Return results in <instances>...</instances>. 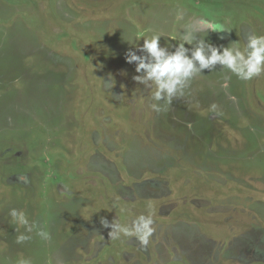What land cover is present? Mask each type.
I'll return each instance as SVG.
<instances>
[{
  "label": "rangeland",
  "instance_id": "rangeland-1",
  "mask_svg": "<svg viewBox=\"0 0 264 264\" xmlns=\"http://www.w3.org/2000/svg\"><path fill=\"white\" fill-rule=\"evenodd\" d=\"M253 32L264 0H0V264H264V74L205 69L157 113L126 61ZM149 211L146 247L100 223Z\"/></svg>",
  "mask_w": 264,
  "mask_h": 264
},
{
  "label": "clouds",
  "instance_id": "clouds-1",
  "mask_svg": "<svg viewBox=\"0 0 264 264\" xmlns=\"http://www.w3.org/2000/svg\"><path fill=\"white\" fill-rule=\"evenodd\" d=\"M185 13L178 10L177 20H183ZM200 24L206 29L215 31H225L221 24L209 23L207 20H200ZM230 31V30H228ZM161 35L153 34L143 39V44L134 45L126 53V61L136 64L134 80L150 90L151 99L154 101L150 105L154 112H161V101L171 104L172 99L177 95H183L184 89L189 82L199 74H203L205 69L214 71L217 65L223 69H228L238 79L250 81L253 78L264 74V35H249L246 43L241 47L239 42H232L229 46H216L206 43L204 39L193 43V40L185 38L183 42L174 46V50L168 45H161ZM193 45L186 47L185 45ZM231 77H225L221 87L228 89V81ZM233 101L235 96L230 97ZM217 105L213 104L215 111ZM190 127V125H189ZM151 208V206H149ZM13 222L18 226H24L28 232L32 231L35 224L29 223L28 217L22 210L12 209L10 211ZM100 223L106 229L110 228L109 237L111 240L120 239L121 236L135 235L140 244L146 247L150 238L156 231L155 221L151 211L148 215L137 217L131 227L119 223L117 220L110 222L107 218H101ZM42 239L48 240L50 235L44 229L37 232ZM28 239L21 234L17 242ZM22 264H29L23 261Z\"/></svg>",
  "mask_w": 264,
  "mask_h": 264
}]
</instances>
